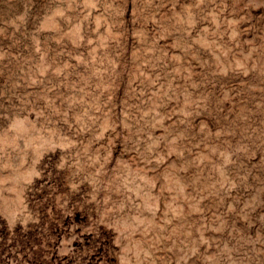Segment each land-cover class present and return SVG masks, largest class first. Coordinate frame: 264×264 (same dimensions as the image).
Instances as JSON below:
<instances>
[{
  "label": "rangeland",
  "instance_id": "rangeland-1",
  "mask_svg": "<svg viewBox=\"0 0 264 264\" xmlns=\"http://www.w3.org/2000/svg\"><path fill=\"white\" fill-rule=\"evenodd\" d=\"M0 264H264V0H0Z\"/></svg>",
  "mask_w": 264,
  "mask_h": 264
}]
</instances>
